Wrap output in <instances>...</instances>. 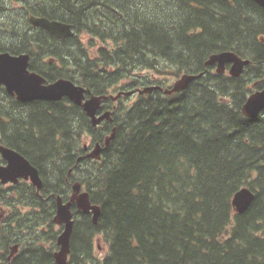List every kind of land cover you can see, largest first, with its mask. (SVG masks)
<instances>
[{
  "label": "trees",
  "instance_id": "obj_1",
  "mask_svg": "<svg viewBox=\"0 0 264 264\" xmlns=\"http://www.w3.org/2000/svg\"><path fill=\"white\" fill-rule=\"evenodd\" d=\"M29 15L70 23L74 35L59 39L33 27ZM82 34L98 41L94 50ZM224 50L250 59L240 77L204 66ZM0 51L29 53V68L48 81L69 78L96 95L164 85L142 70L176 78L204 72L180 92L153 90L129 105L119 98L102 127L66 97L23 103L0 86L1 143L43 180L40 191L22 181L0 184L9 209L0 250L21 243L10 264H55V195L68 199L75 180L100 216L93 224L72 206L67 264H264V109L254 118L240 109L252 83L264 85L263 7L252 0H0ZM112 104L106 99L100 110ZM114 126L101 158H86L82 137L102 142ZM242 186L255 196L237 213L231 200ZM95 237L106 246L102 256Z\"/></svg>",
  "mask_w": 264,
  "mask_h": 264
},
{
  "label": "water",
  "instance_id": "obj_2",
  "mask_svg": "<svg viewBox=\"0 0 264 264\" xmlns=\"http://www.w3.org/2000/svg\"><path fill=\"white\" fill-rule=\"evenodd\" d=\"M264 8V0H252ZM28 20L34 27H40L55 37L63 39L74 35L70 23L56 19H48L44 16L29 15ZM29 53L12 54L8 51H0V85L4 86L9 95H14L20 102L34 100L59 101L67 97L74 104L82 107L90 119L92 126L100 125L104 120L111 121V110H100L102 101L110 98L115 101L119 96L130 95L134 91L139 94L150 93L153 90H160L165 94H171L186 89L190 82L198 79L204 72L198 74L183 73L175 79L171 86L162 87L158 84L137 87L129 91L118 92L116 95H96L89 93L88 89L69 78L59 77L47 82L46 78L36 71L29 69ZM250 59L243 58L231 50H224L211 53L204 61V66L213 65L217 74H223L228 66V74L233 77H240L245 67L250 64ZM264 63V61H263ZM87 95V96H86ZM264 109V88L249 93L241 105V112L248 118L256 117ZM115 136V126L112 127L103 140V144L96 142L93 148L85 154L86 158L100 159L103 148H106ZM84 145V149H86ZM0 154L6 160V164H0L1 183L17 182L19 177L29 178L30 183L40 190L43 185L38 168L17 150L0 145ZM79 156L77 160H81ZM254 192L247 186L240 187L231 200L232 206L237 213L245 212L254 199ZM56 210L53 221L62 226L57 234L55 243L58 250L53 253L55 264H67L70 253V241L73 231L72 206L85 214H91L92 223L96 224L100 216V206L92 204L89 193L82 190L80 182L72 184V192L67 200L62 196L55 197Z\"/></svg>",
  "mask_w": 264,
  "mask_h": 264
},
{
  "label": "rangeland",
  "instance_id": "obj_3",
  "mask_svg": "<svg viewBox=\"0 0 264 264\" xmlns=\"http://www.w3.org/2000/svg\"><path fill=\"white\" fill-rule=\"evenodd\" d=\"M80 38H81V41L82 43L90 50H94L97 45H98V41L96 39L93 40V43L94 45H92V42L90 41V36L87 35V34H82L80 35ZM92 45V46H91ZM141 71V70H138L137 73ZM140 74H145L146 76H148L149 78H151V80H154V81H161L165 86L167 85H170L175 79L176 77H174L173 75L171 74H159V73H156L155 71H147V70H142L140 72ZM128 80L127 79H123L121 80L117 85L116 87H120L121 85H123L124 83H126ZM163 85V86H164ZM109 92L112 93V95H115L116 94V91H114V88H110L109 89ZM136 98V93L135 94H132L131 96H126L124 98H122V104L123 105H128L129 103H131L133 100H135ZM82 145L84 143L86 144H90V139L87 137V135H84L81 139V142H80ZM80 171L82 174H84V171L86 169V165H83L82 168H80ZM75 174L78 173V171H75L74 172ZM76 181V180H75ZM95 244L97 245V249H96V254L99 255V256H102L106 253V246L103 245V241L101 238H95Z\"/></svg>",
  "mask_w": 264,
  "mask_h": 264
},
{
  "label": "flooded vegetation",
  "instance_id": "obj_4",
  "mask_svg": "<svg viewBox=\"0 0 264 264\" xmlns=\"http://www.w3.org/2000/svg\"><path fill=\"white\" fill-rule=\"evenodd\" d=\"M17 54H19V53H17ZM228 66H229V64H226V65H225L226 69L228 68ZM226 69H225L224 73H226ZM263 79H264V78H263ZM256 85H257V81H255L254 83H252V90H251V92H253V91H257V90H261V89L264 88V85H263L262 87H257ZM0 86H2V85H0ZM250 86H251V83H250ZM2 87H3L4 91L6 92L4 86H2ZM6 93H7V92H6ZM11 96H14V95H11ZM0 98H2L1 93H0ZM29 108L31 109V107H29ZM6 117H7V110H6V108H5V104H3V106H2V110H1V116H0V120H1V122H2V123L0 124V145H2L1 141L7 139V135H6V126H5V124H6ZM82 149H83L84 151H86L87 147H86V149H84V148H82ZM78 161H79V160H78ZM0 164H2V165H5V164H6V160L3 159V158L1 157V155H0ZM31 164H32V163H31ZM78 164H79V162H78ZM32 165H33V164H32ZM19 181H28V179L20 178ZM0 184H1V183H0ZM1 185L4 186V187H5V186L8 187V186H10L11 184L8 183V184H1ZM8 211H9V209L5 208V207L0 203V221H1V222L4 221L5 216H6V214H7ZM20 246H21V243H14V244L10 245V246H9L8 253H7V252L5 253L4 250H0V254H7L5 257L0 256V264H10L11 257H12L13 255H15V254L18 252ZM56 246H57V245H56ZM57 248H58V246H57ZM54 250H55V249H54ZM54 250H53V253H54Z\"/></svg>",
  "mask_w": 264,
  "mask_h": 264
},
{
  "label": "bare ground",
  "instance_id": "obj_5",
  "mask_svg": "<svg viewBox=\"0 0 264 264\" xmlns=\"http://www.w3.org/2000/svg\"><path fill=\"white\" fill-rule=\"evenodd\" d=\"M177 79V78H176ZM85 113V112H84ZM86 114V113H85ZM245 116V115H244ZM104 140V139H103ZM34 217V216H33ZM38 219V218H37ZM27 226V225H26ZM37 227V226H36ZM37 229V228H36ZM26 230V229H25ZM30 234V233H29ZM27 236V235H26ZM23 244V243H22ZM23 246V245H22ZM56 250H58V248H56L55 250H54V252L56 251ZM69 255V254H68Z\"/></svg>",
  "mask_w": 264,
  "mask_h": 264
}]
</instances>
